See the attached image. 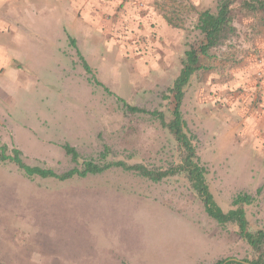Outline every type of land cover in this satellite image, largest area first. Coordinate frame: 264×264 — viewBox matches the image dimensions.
<instances>
[{
    "label": "rangeland",
    "instance_id": "obj_1",
    "mask_svg": "<svg viewBox=\"0 0 264 264\" xmlns=\"http://www.w3.org/2000/svg\"><path fill=\"white\" fill-rule=\"evenodd\" d=\"M217 1L147 0L168 31L158 36L157 44L142 50L135 37L127 39L131 49L95 43L97 49L85 52L91 73L70 44L63 55L75 57V62L56 66L49 53L36 64L20 61L14 82L7 74L8 81L1 82L8 94H0V145L8 154L18 148L25 163L57 173L75 166L62 147L66 143L81 160L98 164L176 166L183 155L173 134L147 114L127 112L118 98L161 111L170 120L175 101L167 88L180 71L187 45L198 41L194 29L198 12L214 11ZM240 1L233 4L234 11ZM50 8L40 6L39 13L46 18L36 17L34 23L43 19L59 28L61 20L48 14ZM217 60L225 66L229 60L219 47L201 58V68L185 87L182 117L194 135L206 185L219 212L234 210L237 194H249L252 203L243 205L247 228L264 232L263 151L255 150L250 135L238 130L229 102L214 101L213 71L221 67L215 65ZM229 74L226 71L224 79ZM205 93L208 100H203ZM262 248L254 251L238 234L235 222L219 224L206 215L184 172L153 182L112 167L59 180L28 178L14 163L0 161L4 264H214L219 259L253 264L264 262Z\"/></svg>",
    "mask_w": 264,
    "mask_h": 264
},
{
    "label": "crops",
    "instance_id": "obj_2",
    "mask_svg": "<svg viewBox=\"0 0 264 264\" xmlns=\"http://www.w3.org/2000/svg\"><path fill=\"white\" fill-rule=\"evenodd\" d=\"M259 1L249 8L240 4L236 11L233 8L235 31L218 46L222 57L229 60L227 66L224 61L215 63L221 67L213 71L212 97L219 105L229 102L238 130L249 134L251 146L264 155V0ZM44 5L52 7L48 14L54 20H61L59 28H53V21L43 20L46 17L38 9ZM154 9L147 0H0V94H8L1 84L8 81L4 74L11 76L13 83L20 61L36 64L43 53H49L56 66L63 61L75 62V57L63 55L68 44L87 64L85 52L97 49L93 45L98 42L107 49L112 43L131 49L134 46L127 39L134 37L141 40V50L157 44L158 36L168 31V26ZM36 17L43 19L35 24ZM69 38L74 39L76 47ZM223 66L227 67L225 71ZM228 70L229 77L224 79ZM204 96L203 100H208V93Z\"/></svg>",
    "mask_w": 264,
    "mask_h": 264
},
{
    "label": "trees",
    "instance_id": "obj_3",
    "mask_svg": "<svg viewBox=\"0 0 264 264\" xmlns=\"http://www.w3.org/2000/svg\"><path fill=\"white\" fill-rule=\"evenodd\" d=\"M238 0H218L214 11L204 9L198 12L196 24L194 26L198 35V41L193 44L189 43L184 51L182 66L178 75L174 78L171 86L167 88V92L172 95L175 105L172 110V117L166 121L163 113L158 110H146L138 106L130 105L123 99L118 98L125 110L132 114H147L158 120L159 124L171 132L182 149V159L176 166L165 169H149L142 164H127L124 161L106 162L103 164L95 163L91 160H81L79 153L70 144H63L65 153L70 157L75 166L63 173H57L52 169L44 168L38 165H30L24 162L22 152L18 148H12L10 154L7 153V147L0 145V161L9 160L20 169L28 178L38 176L41 178L51 177L59 180H66L74 175L85 177L88 174H98L112 167H120L126 171H133L153 182H160L163 179L172 176L178 172H184L190 187L196 192L206 214L223 224L225 222L236 223L238 226V234L242 237L250 247L256 252H262L264 247V232L257 230L250 232L247 228V220L245 218V210L243 205L252 203L253 196L245 193L237 194L232 205H236L234 210L226 214L219 212L212 200V195L208 190L205 180L206 168L200 162V158L193 144L194 135L187 128L181 113V104L184 97L185 87L188 85L191 76L201 68L200 60L207 57L211 50L222 45L235 31L232 24L233 21V4ZM259 0H242L239 4L242 7L249 8L254 3H260ZM71 45L76 47L75 41L69 38ZM82 65L87 73H91V68L87 62L81 57ZM95 82V81H94ZM100 84V83H97ZM105 90L107 88L105 87ZM109 92V91H107ZM105 153H102L104 157ZM259 192V190L257 191ZM225 259H219L214 264H222ZM0 264H4L0 262ZM229 264V263H225ZM253 264H264L263 261H256Z\"/></svg>",
    "mask_w": 264,
    "mask_h": 264
},
{
    "label": "water",
    "instance_id": "obj_4",
    "mask_svg": "<svg viewBox=\"0 0 264 264\" xmlns=\"http://www.w3.org/2000/svg\"><path fill=\"white\" fill-rule=\"evenodd\" d=\"M233 260L237 261L236 259H233ZM240 262H242L244 264H252V263H248V262H245V261H240ZM224 263H225V261L222 264H224Z\"/></svg>",
    "mask_w": 264,
    "mask_h": 264
}]
</instances>
